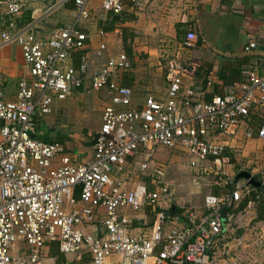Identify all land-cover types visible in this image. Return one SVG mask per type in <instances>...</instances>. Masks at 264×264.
Returning a JSON list of instances; mask_svg holds the SVG:
<instances>
[{
    "label": "built area",
    "instance_id": "1",
    "mask_svg": "<svg viewBox=\"0 0 264 264\" xmlns=\"http://www.w3.org/2000/svg\"><path fill=\"white\" fill-rule=\"evenodd\" d=\"M93 1L106 16H118L126 3L145 0H59L72 3L74 20L45 38L38 37L34 20L18 22L24 1L0 0V48L17 46L23 61L12 96L0 77V264H44L51 243L76 262L88 255L89 264H259L231 254L255 235L253 228L238 234L232 226L253 205L238 209L253 191L248 182L228 180L233 190L206 195L202 212L180 208L173 216V192L154 155L158 147L179 150L191 169H221L229 162L224 139H234L256 114L259 125L243 136L264 142L262 64L242 68L240 80L204 101L183 86L196 66L170 58L165 95L146 94L135 103L121 82L132 68L125 51L111 55L105 43L92 56L86 51L87 35L78 24L90 18ZM196 39L188 32L183 46ZM255 48L250 41L243 50ZM85 90L107 92L87 162L73 158L62 143L37 137L56 102ZM146 207L153 213L150 226H132L128 212Z\"/></svg>",
    "mask_w": 264,
    "mask_h": 264
},
{
    "label": "crops",
    "instance_id": "2",
    "mask_svg": "<svg viewBox=\"0 0 264 264\" xmlns=\"http://www.w3.org/2000/svg\"><path fill=\"white\" fill-rule=\"evenodd\" d=\"M22 1L25 2V6L18 15V22L27 23L34 20L38 37L45 38L54 28L63 27L74 20L72 3L60 5L59 0ZM114 17L116 20H113ZM78 25L87 35L86 51L90 56L100 43L107 45L111 55L124 51L122 38L126 30L129 35L127 43L130 45V52L127 55L132 68L122 76L121 82L132 89L135 103L140 102L146 94L158 99L165 95V67L170 58H177L184 66L190 63L196 66L193 77L183 78V86L184 88L191 86L204 101H209L213 95H222L225 85L240 80L242 68L256 66L258 63L264 68V0H145L137 6L126 3L124 12L118 16H106L99 10L97 2L93 1L90 18L79 22ZM100 31L104 35H100ZM188 32H194L197 39L191 47H184L183 41ZM250 41L256 43V48L244 52V47ZM74 62L78 63V54H75ZM22 65L20 49L17 46L0 48V77L3 83L11 80L15 82L13 89L8 91L10 96L15 89ZM209 79L210 84H207ZM4 89L7 91L6 87ZM97 92L92 93L93 96L99 99L101 94L100 98H103L105 104L107 92L104 90ZM74 94L78 92H74L71 96ZM54 108L51 116L61 111L57 105ZM99 115L101 122L102 112ZM259 123L260 117L257 114L253 115L249 126H242L234 139H224L223 142L227 147L226 155L228 159L231 158L224 168L226 167L228 174L233 176V182L237 184L240 180L244 182L246 180L236 179V175L241 171L248 172L256 182L260 183L264 204V142L258 139L247 140L243 136L246 128L255 131ZM76 134H62L59 138L49 140L62 143L68 153L78 161H90L93 154V134L91 138L81 139ZM154 159L158 160L155 157ZM259 174L263 175L261 179ZM143 177L144 183L148 184L149 178ZM227 188V191L221 189L218 193L232 191L233 185L228 184ZM202 206L199 211L193 210L202 212ZM180 208L185 206L173 205L169 213L175 216ZM246 211L245 220L239 223L235 217L232 226L237 229L238 234L253 228L255 235L251 241L246 240L238 251L244 263L252 260L262 263L264 262V205L260 207V204L253 203L248 209L246 208ZM134 213L137 215L132 218L134 219L132 226H143V222L150 226L153 219L146 215L145 209ZM128 214L132 216L133 212ZM232 249L234 251L231 254L236 258L237 247ZM44 255V264H89L90 262L88 255L83 256L80 262H76L71 255L63 256L55 243L45 247ZM241 259L239 261L243 262Z\"/></svg>",
    "mask_w": 264,
    "mask_h": 264
},
{
    "label": "rangeland",
    "instance_id": "3",
    "mask_svg": "<svg viewBox=\"0 0 264 264\" xmlns=\"http://www.w3.org/2000/svg\"><path fill=\"white\" fill-rule=\"evenodd\" d=\"M129 43H126L124 47H129ZM123 48V47H122ZM15 82L13 80L6 81L3 86L6 87L7 92L12 90ZM6 85V86H5ZM91 90H85L74 94L68 101L56 102L54 104L60 107L61 111L57 112L53 116H48L37 129V137L39 139L51 140V138H59L62 134H76L81 139L82 137L91 138L92 134L97 130L100 124V115L104 106L103 98L99 94V99L93 96L89 92ZM81 93V94H80ZM98 93V92H97ZM102 100V103H101ZM55 108H53L54 110ZM56 112V110H55ZM76 153V152H74ZM161 156V157H159ZM84 157V156H81ZM155 161L157 165L163 168L164 180L166 184L173 190V197L171 198V204L175 206H185V208L200 210L203 199L210 193H218V191H227L226 183L228 180H233V176L228 174L224 165L221 169L216 168L214 165L209 164L206 168L194 170L187 166L186 156L179 152H168L165 148L158 147L155 150ZM159 157V158H158ZM231 158L229 157V162ZM239 162L240 159H239ZM227 165V164H226ZM243 168H245L243 166ZM252 166L250 167V169ZM222 173L221 177L215 176V173ZM139 176V181L145 182L142 175ZM261 179V174L258 175ZM221 178L222 182L214 184ZM196 182V183H195ZM244 182L240 180V183ZM223 192V191H222ZM137 213H133L130 218L132 219ZM241 230V229H240ZM240 247L237 248V251ZM235 252L236 258L241 259L240 252ZM260 253V252H259ZM243 262L244 260L241 259ZM259 264H264V262Z\"/></svg>",
    "mask_w": 264,
    "mask_h": 264
},
{
    "label": "trees",
    "instance_id": "4",
    "mask_svg": "<svg viewBox=\"0 0 264 264\" xmlns=\"http://www.w3.org/2000/svg\"><path fill=\"white\" fill-rule=\"evenodd\" d=\"M113 20H116V17H114ZM128 37H129V35L126 33V30H124V35H123V38H122V41H123L124 45L127 43ZM124 48H125V50H124L125 53L128 54L130 52L129 47H124ZM76 65H77L76 62H74V66H76ZM252 190H254V191H252L250 193V195L244 200V202H243L242 206H240V208L244 207L248 202H253L254 204L258 203V204H260V207H263V205H264L263 204V199L261 198V194L263 192L262 187H260V186L257 187V188H253L252 187ZM174 209L177 210L176 208H174ZM227 211H229V210H226V212ZM145 213H146V215L148 217L153 219V213H151V209L149 207L145 208ZM232 214H233V212H232Z\"/></svg>",
    "mask_w": 264,
    "mask_h": 264
},
{
    "label": "water",
    "instance_id": "5",
    "mask_svg": "<svg viewBox=\"0 0 264 264\" xmlns=\"http://www.w3.org/2000/svg\"><path fill=\"white\" fill-rule=\"evenodd\" d=\"M243 178L245 179L250 186L258 187L260 185L259 182H256L248 172L241 171L236 175V179Z\"/></svg>",
    "mask_w": 264,
    "mask_h": 264
}]
</instances>
